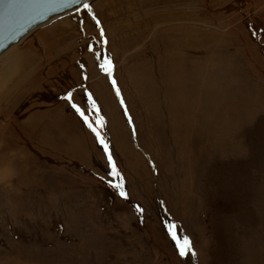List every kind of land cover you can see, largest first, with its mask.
I'll use <instances>...</instances> for the list:
<instances>
[{
    "label": "rangeland",
    "instance_id": "obj_1",
    "mask_svg": "<svg viewBox=\"0 0 264 264\" xmlns=\"http://www.w3.org/2000/svg\"><path fill=\"white\" fill-rule=\"evenodd\" d=\"M88 6L0 64V264H264V0Z\"/></svg>",
    "mask_w": 264,
    "mask_h": 264
},
{
    "label": "water",
    "instance_id": "obj_2",
    "mask_svg": "<svg viewBox=\"0 0 264 264\" xmlns=\"http://www.w3.org/2000/svg\"><path fill=\"white\" fill-rule=\"evenodd\" d=\"M93 0H0V57L22 39Z\"/></svg>",
    "mask_w": 264,
    "mask_h": 264
},
{
    "label": "snow or ice",
    "instance_id": "obj_3",
    "mask_svg": "<svg viewBox=\"0 0 264 264\" xmlns=\"http://www.w3.org/2000/svg\"><path fill=\"white\" fill-rule=\"evenodd\" d=\"M73 2H78V0H73ZM84 7L88 11H91V9L89 8L87 3L84 4ZM98 59H99V57H98ZM100 66L106 73H108L109 75L111 74L112 65H111V61L107 57L104 58V63H102ZM113 83H115V81H113ZM117 93L119 94V90L118 89H117ZM73 107H76V106L73 105ZM76 111L80 113V115L85 119L86 122H88V118L84 115L83 111H81L79 108H76ZM88 126L90 128H92L93 132H95L98 137H100V133L97 131V129L95 127H93L92 123L88 122ZM99 143L102 144L104 146L105 150L107 151V144L105 143V141H104V139L102 137H100ZM108 158H109V160H111L110 153H109ZM113 168H115V165H113ZM115 186L118 187V188H122V185H120V184H117ZM120 194H121V196H125L126 195L124 193V191H121ZM138 211L142 213L143 209L142 208H138ZM175 229H176V225L175 224H170L168 226L169 233H170L172 239L177 244L179 255L182 256V257L186 256L191 251V241L186 236L183 237L182 239L180 237H178L177 232H176ZM192 255H195V253L192 252Z\"/></svg>",
    "mask_w": 264,
    "mask_h": 264
},
{
    "label": "bare ground",
    "instance_id": "obj_4",
    "mask_svg": "<svg viewBox=\"0 0 264 264\" xmlns=\"http://www.w3.org/2000/svg\"><path fill=\"white\" fill-rule=\"evenodd\" d=\"M92 2V1H91ZM90 3V2H89ZM88 3V4H89ZM243 3V2H242ZM260 10H262V9H260ZM219 11V10H218ZM70 13H72V12H70ZM69 14V13H68ZM245 14V13H244ZM249 14V13H248ZM67 15V14H66ZM261 20V19H260ZM255 21V20H254ZM261 22V21H260ZM42 28V27H41ZM39 30V29H38ZM36 32V31H35ZM32 35V33L30 34V35H28L27 37H25L24 39H22L18 44H16L15 46H13V47H11L7 52H5L1 57H0V64H1V66H2V63L3 62H6L7 60H8V58H9V56L12 54V52L17 48V46H19L22 42L24 43L30 36ZM187 41H190V40H186V43H187ZM191 43V42H190ZM185 47V46H184ZM194 47V46H193ZM173 48V47H172ZM160 66V65H159ZM171 71L173 72V75H176V72H175V69H174V67H172L171 66ZM6 72V71H5ZM171 72V73H172ZM171 73H170V75H171ZM177 76V75H176ZM175 77V76H174ZM177 79H178V77H177ZM178 80H180L179 81V84L182 86L183 84L185 85L186 83H184L183 81H181V77H179V79ZM186 80V79H185ZM187 81V80H186ZM152 85H154V84H152ZM195 85V84H194ZM193 85V86H194ZM177 89H179V88H177ZM48 98V97H47ZM220 100V99H219ZM40 111H41V109H39ZM34 111V110H33ZM34 112H36V110L34 111ZM37 112H38V110H37ZM42 112V111H41ZM3 113H1V115H2ZM6 114H7V112H6ZM9 114V113H8ZM33 115H34V113H32ZM37 114V113H36ZM204 115V114H203ZM29 116V115H28ZM1 118V117H0ZM8 119V118H7ZM207 124V123H206ZM6 132V131H5ZM206 132V131H205ZM185 133V132H184ZM188 134V133H187ZM189 135V134H188ZM4 136V135H3ZM9 145V144H8ZM12 160V159H11ZM6 160L4 159V162H5ZM0 164H1V161H0ZM183 179H185V178H183ZM179 181H181V180H179ZM182 182H183V180H182ZM189 187V184H188V182L186 181V183H185V180H184V186H183V189L186 191V193L188 194V196H189V194H191V191H190V188H188ZM179 188V187H178ZM182 190V189H181Z\"/></svg>",
    "mask_w": 264,
    "mask_h": 264
}]
</instances>
